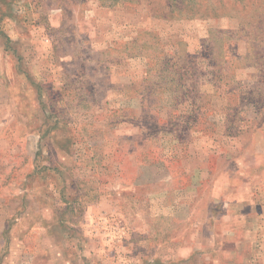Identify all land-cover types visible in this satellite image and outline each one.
Listing matches in <instances>:
<instances>
[{"label":"rangeland","instance_id":"obj_1","mask_svg":"<svg viewBox=\"0 0 264 264\" xmlns=\"http://www.w3.org/2000/svg\"><path fill=\"white\" fill-rule=\"evenodd\" d=\"M0 264H264V0H0Z\"/></svg>","mask_w":264,"mask_h":264}]
</instances>
